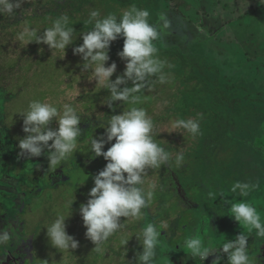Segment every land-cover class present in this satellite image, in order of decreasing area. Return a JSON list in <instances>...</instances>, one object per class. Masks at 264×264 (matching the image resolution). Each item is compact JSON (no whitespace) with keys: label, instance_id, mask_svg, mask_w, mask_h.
I'll return each mask as SVG.
<instances>
[{"label":"rangeland","instance_id":"374dc122","mask_svg":"<svg viewBox=\"0 0 264 264\" xmlns=\"http://www.w3.org/2000/svg\"><path fill=\"white\" fill-rule=\"evenodd\" d=\"M151 2L154 5L151 15H155L149 21L159 32L153 43L158 57L171 65L164 69L169 82L160 84L156 77L149 78L152 90L144 89L140 94L142 102L134 106L147 110L155 125L156 142L172 154V159L159 169L147 170L145 188L156 185L153 201L143 210L142 220H127L126 227L109 238L104 246L105 255L92 251L94 244L85 236L79 208L89 199L93 177L107 163L102 156L93 158L91 137L103 134L102 126L111 115L126 111L129 105L114 102L118 106L113 112L104 104L109 98L108 90L91 80V71L82 72L83 61L73 54V48L83 42L80 34L87 31L78 22L87 20L90 11L99 10L102 17L113 12L118 17L128 8L109 0H83L77 10L76 0H26L14 16L0 15V229L8 230L11 225L14 233L13 240L6 247H0L3 264L11 259L14 264H135L136 253L143 249L133 235H138L148 222L165 226L155 264H191L192 261L203 264L199 257L193 258L183 251L186 237L198 236L206 243L211 242L213 248H219L242 231L249 234L227 214L231 206L228 201L235 203L243 199L256 207L264 220V5L259 0ZM138 3L133 0L132 6L137 4V8L145 9ZM242 7L246 8L242 11ZM53 10L73 16L77 25L74 43L66 48L65 56L43 43L27 44L18 40L26 24L41 33L51 27ZM161 15L170 22L167 28ZM112 43L123 44L124 39ZM118 52L110 46L106 66L113 62L117 65L112 80L125 70V62ZM180 57L196 58L195 68L216 69L206 71L209 78L206 77L205 83L216 81L222 91L239 99L233 106L237 114L235 121L226 125L231 142L242 141L248 145L247 149L241 146L238 155L229 147L224 148L223 141L214 146L208 139L212 135L207 134L210 131L207 124L203 125L207 132L202 137L171 129V121L177 118H195L199 110L208 120L210 114L205 103H200L207 87L202 81L190 78V65L182 63ZM197 97L200 100L196 103ZM33 100L58 107L70 103L81 116L82 135L77 151L55 172L48 171L47 149L40 157L29 159L18 155L19 140L27 135L23 131V116L18 112L26 111ZM256 116L258 119L254 121ZM220 122L224 125L227 120ZM240 122L248 126L255 123L253 133L257 131L260 137L245 135L249 130L234 127ZM214 124L218 123L213 121ZM49 127L55 129L58 125L53 121ZM225 143L230 145L228 141ZM110 146L106 144L104 151ZM247 150L255 152L260 159L252 157ZM178 152L184 155L179 167L175 164ZM203 153L210 157L203 159L200 156ZM249 164L259 171L248 168ZM237 181L257 187L246 197L235 196L229 189ZM210 191L216 193L215 201L208 197ZM222 191L226 196H220ZM68 200L74 202L72 214L65 221L66 231L79 246L72 253L62 254L50 245L45 227ZM125 220L120 218L121 223ZM122 238L131 239L121 247ZM248 244L253 264H264V239L257 238L253 230Z\"/></svg>","mask_w":264,"mask_h":264},{"label":"clouds","instance_id":"9594fccd","mask_svg":"<svg viewBox=\"0 0 264 264\" xmlns=\"http://www.w3.org/2000/svg\"><path fill=\"white\" fill-rule=\"evenodd\" d=\"M25 2L0 0V15L14 16L15 10ZM259 3L264 5V0H259ZM245 8L242 7V11ZM149 16L147 9H139L135 5L123 11L119 18L111 13L102 17L99 10H92L85 23L93 27L80 34L83 42L73 48V54L79 55L83 61L82 72L91 71V80L108 90L109 98L104 104L113 112L118 106L114 102L129 105L126 111L111 115L102 126L104 133L95 138L92 136L90 140L93 158L102 156L107 163L93 177L94 186L88 192L89 199L80 205L79 213L86 228L85 236L94 244L92 251L100 255H105L106 242L126 227L127 220H142L145 217L143 210L150 207L156 188L155 184L145 188L147 170L159 169L172 159V154L156 142L155 125L147 110L134 106L142 102L140 94L144 89L152 90L149 78L156 77L160 84L169 82L164 69L171 65L157 55L158 49L153 41L158 39L159 32L149 23ZM160 19L167 28L170 22L166 16L161 15ZM74 32L69 16L64 14L53 20L51 27L45 28L42 33L26 24L18 34V40L27 44L33 41L43 43L65 56L66 48L74 43ZM121 37L124 43L118 56L125 62V70L112 80L117 65L115 62L106 64L110 59L111 43ZM18 113L23 116V131L27 134L19 140L20 157H40L47 149L48 171L55 172L77 151L78 139L82 135L81 116L72 104L63 103L58 107L33 100L26 111ZM202 119L203 113H197L195 118H177L171 121V129L173 132L183 130L196 137L200 134ZM53 121L58 125L55 129L49 127ZM106 144L111 146L104 151ZM183 161V153L178 152L175 155L176 166H181ZM256 187L255 184L237 181L229 191L235 196L246 197ZM220 196L226 195L222 191ZM208 197L214 201L217 199L216 193L211 191ZM73 202L66 201L63 209L56 212L55 219L45 227L50 245L62 254L72 253L79 246V242L66 231L65 221L72 214ZM228 203L231 206L227 214L249 234L242 231L219 248H213L211 242L205 243L198 236L186 237L182 246L185 253L205 261L215 250H222L227 255V264H253L248 239L253 230L257 238L264 239V220L257 208L243 199ZM121 217L126 218L123 223L120 222ZM164 227L163 224L157 226L148 222L138 235H133L143 249L136 253L135 264H155L156 250L162 246L160 238ZM13 238L11 225L8 230L0 229V247H6ZM131 238H122L121 247L126 246ZM0 264L3 262L0 261ZM212 264H220L219 258Z\"/></svg>","mask_w":264,"mask_h":264},{"label":"trees","instance_id":"16d2710c","mask_svg":"<svg viewBox=\"0 0 264 264\" xmlns=\"http://www.w3.org/2000/svg\"><path fill=\"white\" fill-rule=\"evenodd\" d=\"M82 1L83 0H76L77 3H76L75 9L81 5ZM104 1H107V0H104ZM109 1H112L113 3L119 4L120 6L122 5V6L129 9L132 6L133 0H109ZM137 1L140 2V3H138L139 5L142 4L143 6H145V9H147L149 11L150 16L148 17V21L151 20L152 16L155 15V13L153 15H151L154 12V5L151 2L152 0H149L147 2H144V0H137ZM148 4H151V6L148 7ZM135 5L137 6V4H135ZM151 11H153V12H151ZM110 13L113 14V12H110ZM51 14L53 17H51L50 20H52V21L61 16L57 10H55V11L53 10ZM120 15L118 16V18L120 17ZM69 18H70V26H73V27L77 26L76 22L73 20V16H71V17L69 16ZM85 21H86L85 19L82 21H79L78 24H80L82 27H84L85 31H90L92 29L93 25L87 24V23H85ZM151 22L152 21H149L150 24H151ZM74 29H76V27H74ZM121 38H118V39H121ZM122 45L123 44L111 43L110 46H111V48L113 47L115 50H118L120 52ZM168 53H171V52H168ZM164 54H166V53L164 52ZM177 54L179 57L180 53L177 52ZM181 59H182V61H181L182 63L190 65V67H188V68H191L190 78L191 79L196 78L197 80L202 81L205 84L204 87H207L205 94L203 93V91H198L199 93H203L205 95L203 97V100H200L199 97H197L195 99L196 103H197V101L199 102V100H200V103L204 102L206 105V108L210 111L208 120H205V115L203 114L204 117L200 121V134L199 135H201V137H202L206 134L207 129H204L205 127L203 125L207 124V126L210 127V131L207 134L210 133L212 135L211 139L208 138L211 141V143L214 146H217L219 144V142L222 143V141H223V143L225 144L224 148L229 147L232 150V153L237 152V155H238L239 154L238 151L240 150V147L244 146L246 148L248 145L244 144V142H242V141L231 142V139L226 134V129L228 128L226 125L235 121L234 117H236L237 114H235V110L233 109V106H234V102L239 100V99H234V97H232V95L229 94L228 91H222L220 86L218 85V83L216 81L212 82L211 84L205 83L206 77L209 78V75L206 71L208 70L210 72H213V71L215 72V71H217L216 69H213L212 67H210V69H209V67H207V66L195 68V63H194L195 60L194 59H196V58H194V57H190L187 59L182 57ZM195 69L198 71H195ZM195 72H197V73H195ZM191 91H192V89H191ZM191 97H192V94L189 96V98H191ZM189 100H191V99H189ZM197 113H201V111L198 110ZM256 118L258 119L257 116L253 117V120L255 121ZM224 119H226L227 122H226V124L223 125V122H220V120L223 121ZM213 121L217 122L218 124L213 125ZM236 121H237V119H236ZM245 121H247V120H245ZM259 121H260V119H259ZM244 122L243 123L240 122L239 124L236 123V124H234V127L240 128L239 126H241V128L243 130H249V132L245 135H251V134L253 135L254 134L253 136H255L257 134L256 133L257 131L255 133H253V130H252L254 128L255 123L253 125L248 126L247 124H244ZM260 135L257 134L258 137H260ZM240 137H244V136H240ZM225 141H228L230 143V145L225 143ZM258 149H259V146H258ZM246 152L254 158H256V157L259 158V155L254 154L255 152H251L249 150H247ZM200 156H203L202 157L203 159H208L210 157V156L206 155L205 153L201 154ZM247 167L250 168V164ZM242 168L244 169L245 167H242ZM250 169L254 170L255 168H250ZM255 170L259 171L258 169H255ZM193 262L194 261H192L191 264H194ZM8 264H14V261L11 259V261Z\"/></svg>","mask_w":264,"mask_h":264},{"label":"flooded vegetation","instance_id":"af4514ba","mask_svg":"<svg viewBox=\"0 0 264 264\" xmlns=\"http://www.w3.org/2000/svg\"><path fill=\"white\" fill-rule=\"evenodd\" d=\"M204 242L206 243L205 240H204ZM217 258H219L220 264H227L226 262H223V261L227 260V255L224 254L223 252H217V251L216 252H213L212 254H210L208 256V258L204 261L203 264H212V262L214 260H216Z\"/></svg>","mask_w":264,"mask_h":264}]
</instances>
